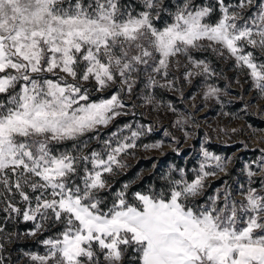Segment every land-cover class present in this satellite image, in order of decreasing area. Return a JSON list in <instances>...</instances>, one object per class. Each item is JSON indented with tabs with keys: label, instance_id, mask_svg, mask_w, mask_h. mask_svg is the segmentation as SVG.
I'll use <instances>...</instances> for the list:
<instances>
[{
	"label": "snow or ice",
	"instance_id": "obj_1",
	"mask_svg": "<svg viewBox=\"0 0 264 264\" xmlns=\"http://www.w3.org/2000/svg\"><path fill=\"white\" fill-rule=\"evenodd\" d=\"M204 54L232 60L264 101V0H0V264H264V148L246 181L213 188L233 157L205 135L197 167L113 190L138 149L165 146L142 142L152 124H117L136 116L128 99L159 107L158 89L183 95L196 77L204 100L226 94ZM187 124H173L185 142ZM23 239L37 249L13 261L9 245Z\"/></svg>",
	"mask_w": 264,
	"mask_h": 264
},
{
	"label": "rangeland",
	"instance_id": "obj_2",
	"mask_svg": "<svg viewBox=\"0 0 264 264\" xmlns=\"http://www.w3.org/2000/svg\"><path fill=\"white\" fill-rule=\"evenodd\" d=\"M204 55L210 56L218 72L222 70L221 76L209 81L226 90V94L221 96L220 102L215 99L207 101L203 99L204 80L201 77L194 78L191 84L181 82L179 88L182 90L183 95H181L180 91L173 92L166 89H158L156 98L157 101H162V105L159 107L156 104L145 105L142 99L135 97L128 99L130 104L136 105L134 109L136 116L135 118L132 116L121 117L117 124L129 121L152 124L155 126L156 131L144 137L142 142L153 143L161 139L165 140L163 154L160 151L138 149L134 158H128L129 168L135 164L139 165L137 170L140 177L152 170L144 169V163L141 161L151 160V166H153V163L157 164L156 168L159 178L173 165L170 161L163 163L167 161V158L169 159V154H173L170 155V158L175 155L184 161L185 165H190L188 169L197 167L201 159L199 149L205 141V135L210 137L209 142L205 145L210 151L233 157V163L229 166L230 175L224 176L221 174L220 178L213 179L211 181L213 188L218 187L225 179L230 182L236 180L246 181L244 174L245 163H250L261 155L259 149L264 148V114L258 112V106H264V101L254 99L257 94L252 88L251 81L245 73L237 72L234 69L232 60L216 58L211 54ZM237 79L240 81L239 84L236 83ZM107 94L105 93V95ZM169 103L177 109L175 113L168 110L167 104ZM245 104L248 105L247 114L244 113ZM224 113H229L230 115H225ZM181 116L188 120L185 129L193 134V138L187 142L184 140V132L178 127H173L174 122ZM235 116L239 118H234ZM197 125L199 126L197 127ZM163 128H166L180 140V145H174L171 143L170 138L164 137ZM222 128L229 130L235 128L238 131L231 134V139L228 140V137L220 132ZM225 140L228 141L227 144L224 143ZM241 141L248 144V149L243 148ZM174 147H179L182 154L177 156L173 151ZM164 158L166 159L164 160ZM252 167L258 171L255 165ZM129 168L125 171H128ZM123 173L111 178V183L114 184L115 180L122 179ZM258 183L259 178H257ZM9 227L11 228V226ZM29 227L30 225L27 224H18L16 230L23 232ZM9 248L13 261H16L21 249L36 250L37 246L33 239H23L9 245Z\"/></svg>",
	"mask_w": 264,
	"mask_h": 264
},
{
	"label": "trees",
	"instance_id": "obj_3",
	"mask_svg": "<svg viewBox=\"0 0 264 264\" xmlns=\"http://www.w3.org/2000/svg\"><path fill=\"white\" fill-rule=\"evenodd\" d=\"M170 155H173V154H169V159L164 158V160L166 159L167 161L163 163H167L168 161H170L171 163H173V165L177 167L189 168L190 165H187V164L185 165L184 161L177 158L175 155L173 158H170L171 157ZM141 162L144 163V166H143L144 169H152V170L149 173L144 174L140 177L138 175V170H137L139 165L135 164L134 166L129 168L128 171H125L123 173L122 179L115 180L113 184L114 185L113 190H115V188H119L121 184H123L124 182H128V181H134V183H132L131 185L130 191L147 189L150 185H156V186L162 185L163 181L158 178L157 168L153 169V166H151V160H144Z\"/></svg>",
	"mask_w": 264,
	"mask_h": 264
}]
</instances>
